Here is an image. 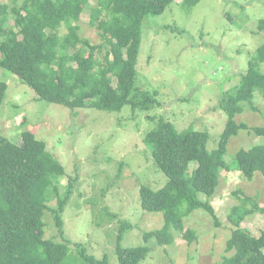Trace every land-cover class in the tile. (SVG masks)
<instances>
[{"label": "rangeland", "instance_id": "374dc122", "mask_svg": "<svg viewBox=\"0 0 264 264\" xmlns=\"http://www.w3.org/2000/svg\"><path fill=\"white\" fill-rule=\"evenodd\" d=\"M182 1L175 0L161 15H149L142 25L136 87L159 92L160 106L150 112L134 114L130 108L121 113L100 111L91 107L92 100L87 101L89 107L71 110L39 100L34 90L0 68V81L9 85L0 114V134L20 145L21 133L29 130L46 143L66 170V176L55 182L61 194L74 179L73 195L62 216L65 237L73 248L74 243L85 245L99 261L107 255L109 264H120L114 237L119 221L133 226L122 243L124 248H151L140 264H217L226 255L227 242L236 229L230 222L233 209L242 206L245 197L264 208V175L256 173L249 181L240 172L223 170L215 195L200 194L202 201L213 206L217 220L204 210L194 211L185 220L186 228L196 233L192 243L178 233L170 246L144 240L145 233L163 228L164 218L143 210L140 188L158 190L168 180L156 168L145 143L148 133L165 119L181 133H209L208 149L216 148L227 123L220 108L223 95L240 84L252 56L264 44V32L258 29L264 19V0H201L193 8L183 6ZM89 6L94 9L97 1ZM90 16L87 7L78 23L79 34L93 44H104L99 30L90 24ZM66 33L63 27L60 34ZM260 71L264 73V63ZM253 104L255 111L246 104L244 113L235 118L247 128L229 143L226 161L230 165L241 149L264 144V136L255 130L264 129V99L259 91ZM196 167L192 163L190 171ZM58 200L55 195L50 207H56ZM113 214L116 220L111 218ZM44 220L45 237L63 241L53 213L47 211ZM241 228L260 236L264 214L246 217Z\"/></svg>", "mask_w": 264, "mask_h": 264}, {"label": "trees", "instance_id": "16d2710c", "mask_svg": "<svg viewBox=\"0 0 264 264\" xmlns=\"http://www.w3.org/2000/svg\"><path fill=\"white\" fill-rule=\"evenodd\" d=\"M92 1H0V68L34 90L39 100L71 110L89 107V100L93 101L92 108L110 113H121L125 108L134 114L156 109L160 106L159 92L136 87L142 25L146 17L163 14L175 0H95L94 9L89 6ZM200 2L182 1L188 8ZM87 7L91 10V26L99 30L101 40L109 47L106 51L104 44H93L79 34L78 23ZM10 21L14 25L10 26ZM259 22L258 29L264 32V19ZM63 27L67 29L65 35L60 34ZM263 63L264 44L252 56L240 84L223 95L220 108L227 115V123L212 151L208 149L209 133H181L165 119L148 133L145 143L156 168L168 180L158 190L140 188L143 210L164 218L162 229L144 234L147 244L173 245L175 233L192 243L196 233L184 223L196 210H204L217 220L213 206L202 201L200 194L208 198L215 195L221 171L240 172L249 181L256 173L264 175V144L241 149L231 165L226 161L231 139L247 128L235 118L244 113L246 104L256 110L253 102L257 91L264 99ZM8 89L9 85L0 81V114ZM255 130L264 136V129ZM21 134L20 145L0 134V264H109L107 255L99 261L85 245L74 243L73 248L65 237L62 216L73 195L74 179L61 194L55 182L66 176L64 166L34 131ZM192 163L197 167L191 172ZM55 195L58 203L50 207ZM47 211L53 213L63 241L45 237ZM256 213L264 214V208L251 197H245L243 205L233 209L230 222L236 229L227 242L226 255L217 264H264V230L255 237L241 228V222ZM110 216L117 219L114 214ZM132 229L131 224L119 221L114 237L120 264H140L150 254L148 245L123 247Z\"/></svg>", "mask_w": 264, "mask_h": 264}, {"label": "clouds", "instance_id": "9594fccd", "mask_svg": "<svg viewBox=\"0 0 264 264\" xmlns=\"http://www.w3.org/2000/svg\"><path fill=\"white\" fill-rule=\"evenodd\" d=\"M260 23V22H259ZM259 25V24H258ZM259 28V27H258ZM260 32V31H259Z\"/></svg>", "mask_w": 264, "mask_h": 264}]
</instances>
